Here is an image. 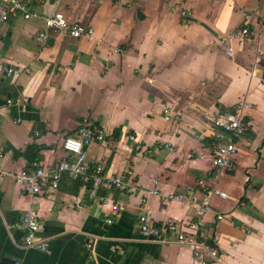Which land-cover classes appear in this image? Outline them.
Here are the masks:
<instances>
[{
	"label": "crops",
	"instance_id": "0c3cea01",
	"mask_svg": "<svg viewBox=\"0 0 264 264\" xmlns=\"http://www.w3.org/2000/svg\"><path fill=\"white\" fill-rule=\"evenodd\" d=\"M22 1L94 34L50 31L40 45L42 19L0 22V64L30 69L15 80L0 74V168H54L66 158L64 140L87 123L106 139L87 149L88 161L106 176L125 173L133 188L92 199L91 182L64 175L56 194L32 197L0 175V264H194L191 248L142 234L138 215L154 225L196 220L192 197L200 203L214 188L227 197L215 195L205 217L203 236L219 238L208 264H264V0ZM243 100L248 131L236 138L234 170H221L212 163L213 120ZM30 147L39 149L33 162ZM179 192L192 195L161 196ZM28 211L44 225L46 251L25 247L15 226Z\"/></svg>",
	"mask_w": 264,
	"mask_h": 264
},
{
	"label": "built area",
	"instance_id": "2783aa9c",
	"mask_svg": "<svg viewBox=\"0 0 264 264\" xmlns=\"http://www.w3.org/2000/svg\"><path fill=\"white\" fill-rule=\"evenodd\" d=\"M182 11V16H187ZM21 16L26 20L42 19L45 29L38 33L36 39L40 45H44L48 39L50 31L67 34L75 39L83 37H93L94 28L79 22H70L61 13H56L49 17H44L34 7L22 0H0V22H6L12 17ZM247 27L237 30L229 35V40L239 39L247 35ZM231 55V50L227 49ZM24 73H30L28 67H19L10 64H0V74L8 79L15 80ZM11 103V101H8ZM251 107L246 100L241 101L231 111L219 112L213 120L215 131L212 136L215 141V152L212 158L214 167L221 170L233 171L235 168V158L238 152L236 138L241 137L248 131V123L245 119V112ZM166 120H171L173 114L171 108H166ZM135 140L134 137H131ZM105 133L100 127H90L84 123L75 136L67 137L63 142V149L66 158L60 160L54 168H47L34 163L35 170L30 173L15 174L6 172L0 168V175L12 177L22 185L29 196H39L44 194L53 195L60 189L61 180L64 175L74 180L91 182L90 197L95 199L102 189H131L132 183L128 181L126 174L116 176H106L101 166H92L87 159V149L94 143L105 142ZM1 155V153H0ZM157 194L156 191L150 192ZM192 195L191 193H169L161 194L164 200L185 202ZM218 195L226 198L227 194L214 188L208 191L200 203H196L192 197L193 207L197 209V219L192 221L171 220L159 225L152 224L145 213L138 215V227L142 234L162 243L176 242L186 246L193 251L194 264H208L210 258L216 259L218 256V235L209 240L204 235L205 217L212 210V198ZM148 195L141 201L146 204ZM107 202V199H103ZM120 206H113V214H118ZM226 218L224 214H218L217 220ZM107 222L111 224L113 217H109ZM15 226L24 233V245L27 248H39L46 251L48 248L44 240H39L38 234L43 230L44 225L37 215L28 211ZM91 248L92 245H89ZM115 249V247H113Z\"/></svg>",
	"mask_w": 264,
	"mask_h": 264
},
{
	"label": "trees",
	"instance_id": "16d2710c",
	"mask_svg": "<svg viewBox=\"0 0 264 264\" xmlns=\"http://www.w3.org/2000/svg\"><path fill=\"white\" fill-rule=\"evenodd\" d=\"M116 134H119V131H116ZM38 150L39 149L37 147H30L24 152V156H26L30 162H33L35 160L36 156L35 155L30 156L29 153H35ZM90 187H91V183H90ZM90 187H89V189H90Z\"/></svg>",
	"mask_w": 264,
	"mask_h": 264
},
{
	"label": "water",
	"instance_id": "95a60500",
	"mask_svg": "<svg viewBox=\"0 0 264 264\" xmlns=\"http://www.w3.org/2000/svg\"><path fill=\"white\" fill-rule=\"evenodd\" d=\"M205 26V25H204ZM208 28V27H207Z\"/></svg>",
	"mask_w": 264,
	"mask_h": 264
}]
</instances>
